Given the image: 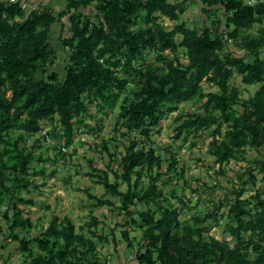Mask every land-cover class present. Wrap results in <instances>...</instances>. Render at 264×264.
I'll use <instances>...</instances> for the list:
<instances>
[{"label":"trees","instance_id":"obj_1","mask_svg":"<svg viewBox=\"0 0 264 264\" xmlns=\"http://www.w3.org/2000/svg\"><path fill=\"white\" fill-rule=\"evenodd\" d=\"M194 3L206 15L200 26H191L189 22L197 18L186 16ZM24 5L16 0L0 6V214L5 219L0 231L4 249L9 240L18 242L15 249L23 251L26 264H113L108 259L100 261L98 242H108L106 235L90 230L93 237L87 236L77 230L71 217L54 214L45 230L30 236L34 224L20 206L34 203L21 194L29 190L31 174L45 173L43 167L35 169L33 162L51 159L45 152L36 154L41 138L32 144L28 141L37 134L52 137L56 142L51 147L58 152L55 160L67 159L78 130L84 126L97 129L87 121L96 105L100 110L117 111L115 129L128 143L119 159L111 152L110 141L103 142L111 162L119 161L118 167L111 168L115 181L93 160L91 174L105 185L106 193L120 198L119 208L131 218L126 224L142 230L137 243L130 230H122L138 264H264V0H70L57 14L50 6L27 13ZM89 5L93 12L82 10ZM67 15L69 24L65 25ZM161 17L184 19L167 28ZM56 22L67 31L59 38L60 46L53 40ZM254 25H258L255 33L243 35ZM233 39L242 54L225 52ZM181 49L187 62L180 57ZM61 59L63 68L58 67ZM235 73L246 85H259L251 97L243 99L239 88L230 85ZM205 83L218 90L206 91ZM187 102H201V109L183 110L175 117L179 124L173 138L187 140L192 133L209 129V152L219 172L225 173V165L232 160L247 162L237 174L240 184L232 190L234 197L227 202L210 198L213 208L192 215L191 222L180 218L185 207L172 202L177 197L186 206L184 198L174 188L166 192L175 177L184 176V169L177 170L176 155L169 148L147 147L154 142L152 134L160 131L162 120ZM44 121L52 123L46 133ZM247 148L259 155L249 159ZM165 162L175 172L167 180L161 171ZM145 175L150 177L149 184L143 182ZM259 180L262 185L255 193L243 197L247 185L255 187ZM124 183L127 188L121 189ZM90 197L99 206L114 205L104 195L91 193ZM140 204H154L156 209L141 210ZM223 206L227 208L221 212ZM210 218L216 224L227 218L225 229L231 241L210 234ZM99 223L93 216L87 225ZM18 226L26 231L23 236ZM10 254H0L5 258L0 264H8Z\"/></svg>","mask_w":264,"mask_h":264},{"label":"rangeland","instance_id":"obj_2","mask_svg":"<svg viewBox=\"0 0 264 264\" xmlns=\"http://www.w3.org/2000/svg\"><path fill=\"white\" fill-rule=\"evenodd\" d=\"M193 15L196 20L190 21L191 26L202 25V18H205L202 12H200V6L196 3L190 6L187 10V15ZM184 19L181 17L178 21H172L167 17H161L160 22L167 28L173 27L177 22ZM258 25L252 26L247 32L255 33ZM180 39V38H179ZM60 46V41L56 40ZM235 51L241 53L244 51L239 50L234 39L229 41L225 48V52ZM153 54L149 56V59L153 58ZM173 56V55H172ZM262 56L264 57V47L262 49ZM180 57L183 62H187L184 54V50H180ZM64 61H59L58 67L63 68ZM231 86H237L240 90V96L244 98L251 97L258 89V84L246 85L242 81V76L235 73L230 83ZM206 91H217L218 87L204 84ZM119 103L116 107L118 110ZM201 109V102H187L182 103L178 111L169 113L163 120L160 131L155 130L152 134L154 142L147 143V147L151 145L157 146L164 150L166 148L173 152L177 159V170L184 169V176L181 178L175 177L172 180V184L166 186V192L170 189H176L177 194L181 195L186 206L180 201L179 198L173 197L172 202L176 207H185L180 218L185 222H191V216L200 212L205 214L213 207L209 202L210 198L216 199L224 198L225 202L231 200L234 197L232 192L235 185H239L238 172L247 165L245 161L232 160L225 165V173L219 172V164L214 162V157L209 152V143L211 140L210 130L203 129L196 134L192 133L186 140L184 137L174 139L176 134V127L179 122L175 121V117L183 110L193 112ZM241 110L242 107L239 106ZM93 116L88 118L93 126L97 127L96 130H91L88 127H81L76 133L74 143L69 148L71 153L67 159L59 157L55 160L57 151L51 147V144L56 142L52 137L44 138L41 134H37L32 137L28 142L32 144L36 138H41V148L36 149V154L45 152L46 157L51 156V159L47 161L33 162L35 169H45V173L31 174V184L29 190H23L22 196L32 198L34 203H22L20 206L24 209V216H30L34 226L30 230V236L38 235L42 230H45L50 223V220L54 214L60 217L69 216L73 219L78 231H85L87 236H92L90 230H96L103 236H107L106 241L98 242V250L100 251V261L104 262L106 259L111 260L113 264H138V260L135 257L133 249L128 248V244L123 237L122 230H130L131 237H136V243L141 239L143 232L133 223L126 224L129 218L126 215V211L121 210L119 207L122 205V201L116 195L106 193V187L103 183L97 182V176H93L91 160L93 165L107 170L109 172V179L111 182L115 181V175L112 171V167L116 168L119 165V161L111 162L109 155L102 149L104 140H109V147L111 152L117 153L118 158L126 152L124 143H128V140L123 137L120 131H116L115 122L117 111L100 110L98 106H92ZM43 133H46L51 127L52 123L43 122ZM117 137L118 140H115ZM117 144H119L117 146ZM264 152V150H263ZM247 157L249 159L256 158L259 153L252 148H247ZM111 162V164H109ZM169 163L165 162L161 171L164 172L163 179L167 180L168 175H174L175 172L168 170ZM32 169L31 171L33 172ZM55 170V173L52 172ZM260 177L261 174L256 172ZM143 182L145 184L150 183V177L144 176ZM178 184V185H177ZM163 183L160 181V186L163 187ZM262 185L259 180L257 185L248 184V190L243 197H249L255 193V188ZM126 183L122 184L121 189H126ZM198 191H195V190ZM104 195L105 198L111 199L114 205H97L96 200L90 197V194ZM152 209H156V205H149ZM148 206V207H149ZM146 205H139L138 208L143 210L148 208ZM226 206H223L222 211H226ZM96 216L99 219L98 225L89 226L92 217ZM138 216V215H137ZM136 216V217H137ZM227 218L221 219L220 224H216L213 218L208 220V224L212 225L210 234L220 240H232V236L225 228ZM0 223L5 224L4 217L0 214ZM83 228V229H82ZM114 231L112 233V230ZM16 230L23 236L26 231H23L21 227H17ZM115 236V239H114ZM96 238V237H94ZM97 239V238H96ZM117 241V242H116ZM3 235L0 231V254L5 251L11 254L7 258L8 264L24 263V253L21 250L15 249L16 245H19L16 241H8L9 246L7 249L1 245ZM5 261V258H0V263Z\"/></svg>","mask_w":264,"mask_h":264},{"label":"crops","instance_id":"obj_3","mask_svg":"<svg viewBox=\"0 0 264 264\" xmlns=\"http://www.w3.org/2000/svg\"><path fill=\"white\" fill-rule=\"evenodd\" d=\"M21 2H24L27 4V13L31 12L33 8L35 7H42V6H50L54 10V12L57 14L61 11H64L68 5L70 0H19ZM10 0H0V6L4 3H9ZM85 12H93L94 8L89 5V7L83 9ZM63 23L66 25L69 24V16H65L63 18ZM67 34V31L64 30L63 26L61 25L60 22H56L53 27V40L59 41V38L62 34ZM59 46V44L57 43Z\"/></svg>","mask_w":264,"mask_h":264},{"label":"built area","instance_id":"obj_4","mask_svg":"<svg viewBox=\"0 0 264 264\" xmlns=\"http://www.w3.org/2000/svg\"><path fill=\"white\" fill-rule=\"evenodd\" d=\"M14 1H16V0H10V2H14ZM26 6H27V4L24 5V7H26Z\"/></svg>","mask_w":264,"mask_h":264}]
</instances>
